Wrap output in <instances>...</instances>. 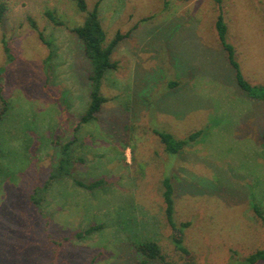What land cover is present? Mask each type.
I'll return each instance as SVG.
<instances>
[{
  "label": "rangeland",
  "instance_id": "rangeland-1",
  "mask_svg": "<svg viewBox=\"0 0 264 264\" xmlns=\"http://www.w3.org/2000/svg\"><path fill=\"white\" fill-rule=\"evenodd\" d=\"M86 1L89 9L99 1L107 41L129 34L113 51L117 69L102 80L107 100L97 120L79 125L91 64L72 28L86 12L74 0H0V95L9 103L0 118V264H139L133 243L147 239L173 264L193 255L199 264H228L264 248L254 210H264V100L238 85L216 28L221 12L242 75L264 86V0H222V9L216 0ZM39 31L52 43L48 61ZM155 129L179 139L201 134L170 153ZM71 140V174L51 181L39 210L31 195ZM165 177L175 220L190 221L183 242L190 256L173 241ZM75 179L103 181L89 190ZM92 224L103 227L75 236ZM65 236L63 260L52 263L54 240Z\"/></svg>",
  "mask_w": 264,
  "mask_h": 264
},
{
  "label": "trees",
  "instance_id": "trees-1",
  "mask_svg": "<svg viewBox=\"0 0 264 264\" xmlns=\"http://www.w3.org/2000/svg\"><path fill=\"white\" fill-rule=\"evenodd\" d=\"M78 6V8L86 12V18L84 22L80 25H77L72 28L78 37L82 40L84 45V52L87 56L88 60L91 64V72L89 74V81H90V101L87 106L85 113L82 114L80 118V124L88 123L93 120H97L98 113L102 108V104L107 100V98L101 93V83L103 78L107 75V73L111 70H115L118 67V62L112 59V54L114 49L117 47L119 42L128 36L129 32L122 33L118 31L115 36L110 40H106L105 30L102 26L101 20L98 14V7L99 1L93 6L92 9L88 8L86 0H74ZM218 3V8L222 9V0H216ZM6 11V6L0 2V22H3L4 13ZM47 15L49 18L56 24H63L62 21L57 19V17L51 11H47ZM32 25L35 28H38L35 21L32 20ZM216 28L218 32V38L220 43L222 44L223 48L227 51V56L229 59L230 64L236 69V79L238 85L241 87L243 91H245L249 96L254 98H261L264 100V86H255L252 85L248 80L244 78L242 72L239 67V63L236 60L235 56V47L232 43L227 40V24L223 19V15H218L216 20ZM40 39L51 49V54L48 56L47 61L51 59L53 50H52V43L50 40H47L44 34L39 31ZM3 47L5 54L8 59L12 60V53L11 48L8 42L3 39ZM3 67H0V76L3 73ZM175 83L172 82L171 85ZM2 98V102L4 107L0 112V118L8 109V101L3 96L0 95ZM78 125V126H79ZM164 143L165 148L170 153H177L182 149L186 144L195 141L198 136L201 134V130L194 131L190 133L186 138H176L173 133L155 129L154 131ZM74 141H68L62 144V157L60 159L59 164L54 167V170L50 174L49 179L46 181L45 185L42 188H37L34 193L31 195V201L35 204V206L41 210L43 204V198L41 197V193L49 186L52 180L55 178L70 175L71 170L70 166L73 163L70 158V146ZM263 144H264V134H263ZM101 179L95 180L89 183H86L80 179H75V182L89 190L94 189L102 185ZM163 197L165 203V214L166 218L171 225L172 229L174 230L173 241L176 247L182 252L184 256H190L191 251L189 248L183 243L184 242V231L190 225V221H182L178 223L174 218V187L170 177H165L163 179ZM254 210L256 214L261 218L264 223V210L260 207L255 205ZM103 224H92L88 228L83 231H78L75 233L77 238H83L91 233L101 229ZM70 238L65 236L62 239H55L54 243L56 245L55 256L52 259V263H56L59 260H63L61 257L62 250L65 248V244L68 243ZM135 249L142 254V259L140 260L139 264H147L149 260H161L166 264H173L167 261L166 254L162 251L161 246L156 240H142L136 241L133 243ZM101 254V253H100ZM192 256V255H191ZM97 256H94L93 261H95ZM232 263L228 264H260L264 263V248L257 249L256 251L247 255L244 259L240 261H231ZM187 264H199L194 255L192 259L188 260Z\"/></svg>",
  "mask_w": 264,
  "mask_h": 264
}]
</instances>
